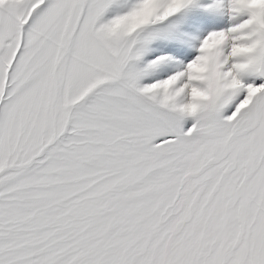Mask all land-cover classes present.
<instances>
[{
    "label": "snow or ice",
    "instance_id": "1",
    "mask_svg": "<svg viewBox=\"0 0 264 264\" xmlns=\"http://www.w3.org/2000/svg\"><path fill=\"white\" fill-rule=\"evenodd\" d=\"M0 264H264V0H0Z\"/></svg>",
    "mask_w": 264,
    "mask_h": 264
}]
</instances>
